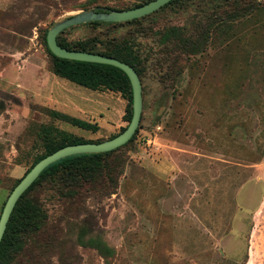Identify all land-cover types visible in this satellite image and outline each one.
<instances>
[{"label":"rangeland","instance_id":"rangeland-1","mask_svg":"<svg viewBox=\"0 0 264 264\" xmlns=\"http://www.w3.org/2000/svg\"><path fill=\"white\" fill-rule=\"evenodd\" d=\"M146 1L0 0V215L47 137L60 129L105 140L127 125L121 93L54 74L50 26ZM62 36L136 44L141 120L93 172H59L31 188L25 198L42 223L10 264H264V0H173Z\"/></svg>","mask_w":264,"mask_h":264},{"label":"trees","instance_id":"trees-1","mask_svg":"<svg viewBox=\"0 0 264 264\" xmlns=\"http://www.w3.org/2000/svg\"><path fill=\"white\" fill-rule=\"evenodd\" d=\"M149 1L151 0H147L144 3H147ZM144 3L137 4L134 7L140 6ZM94 9L98 11H108L117 8L99 6V7H94ZM136 19L137 18L132 20H136ZM96 23H106V21L95 20V21L85 22V24H96ZM107 23L117 24L121 22H107ZM67 29L68 28L61 31L57 36V41L61 46L66 47L68 49L83 50V51L95 52V53L116 57L133 66L138 72L139 76L142 75L144 71L143 68L144 66L142 65L141 60L138 58L136 44L132 43L130 40L128 39L117 40L115 38L107 39V40H98L97 38H91L86 40H81V39L68 40L67 38L62 36V33ZM47 48L52 56L53 72L57 76L66 78L72 82H75L81 86L87 87L92 90H101V91L111 90L114 92L121 93V95L128 100L125 113L123 116V119L127 122L128 125L133 113V107H132L133 94H132V86L129 77L122 69L106 63L62 58L53 54L49 49L48 45ZM52 115L57 119H61L63 121L72 123L73 125L81 127L83 129H88L92 131H96L98 129V124L96 122L94 123L89 122L77 118L75 116H71L64 112L54 110L52 112ZM126 126L122 127L118 133L123 131L126 128ZM117 134H114L111 137ZM135 134L132 136V138L129 141H132L134 139ZM90 141L99 142L102 140H87L84 138H79L68 131L59 129L57 130V134H54V136H52L50 139L47 137L46 140H44V144H43L44 150L42 154L35 159V161L32 163V165L28 168L27 171H29L32 168V166L36 162H38L41 158L45 157L46 155L56 151L57 149L65 145L81 143V142H90ZM116 149L105 152H98V153H79V154L69 155L60 158L59 160L45 167L41 171L39 176L35 179V181L19 197V199L15 204V207L7 223L6 230L0 242V264H10L13 255L18 251L19 248L18 244L22 236L26 233L35 231L37 228L40 227L42 223L43 217L38 206L32 200L25 198L26 194L31 190V188L36 183H38L40 180L44 179L47 176H51L59 172L65 174L66 177L69 178L70 180L77 179L79 176H82L85 173L93 172L94 169L96 168V165L99 164L101 158L106 155H109L111 152H113ZM27 171L25 172V174L27 173ZM19 181L20 179L18 180V182Z\"/></svg>","mask_w":264,"mask_h":264},{"label":"water","instance_id":"water-1","mask_svg":"<svg viewBox=\"0 0 264 264\" xmlns=\"http://www.w3.org/2000/svg\"><path fill=\"white\" fill-rule=\"evenodd\" d=\"M169 1L171 0H151L137 7L128 9H111L108 11H98L94 8H89L61 18L50 26L47 31L46 40L49 49L56 56L73 60L111 64L119 67L127 74L132 86L133 113L126 128L117 135L99 142L90 141L68 144L46 155L36 162L14 186L3 206L0 215V242L17 200L35 181V179L45 167L59 160L60 158L69 155L79 153H98L116 149L127 143L132 138L140 124L143 109V95L141 78L136 69L127 62H124L113 56L83 50H73L63 47L57 41L58 34L70 26L89 21L100 20L106 22H123L143 17L158 10Z\"/></svg>","mask_w":264,"mask_h":264},{"label":"crops","instance_id":"crops-1","mask_svg":"<svg viewBox=\"0 0 264 264\" xmlns=\"http://www.w3.org/2000/svg\"><path fill=\"white\" fill-rule=\"evenodd\" d=\"M56 75V74H55ZM60 77V76H59Z\"/></svg>","mask_w":264,"mask_h":264}]
</instances>
